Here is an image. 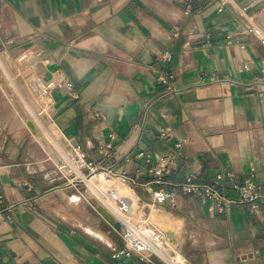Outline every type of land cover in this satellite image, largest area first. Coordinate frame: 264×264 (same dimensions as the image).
<instances>
[{
    "label": "crops",
    "instance_id": "1",
    "mask_svg": "<svg viewBox=\"0 0 264 264\" xmlns=\"http://www.w3.org/2000/svg\"><path fill=\"white\" fill-rule=\"evenodd\" d=\"M219 6L218 0H0V57L15 71L13 88L0 61L2 84L12 92L0 79V221L6 206L15 211L12 221L0 223V264H147L114 255L122 247L119 229L89 200L86 165L112 166L109 175L127 183L153 218L144 156L154 163L176 151V142L182 143L177 165L163 177L176 204L156 207L171 253L184 264H264V202L258 215L248 205L217 212L177 186L200 167L198 181L220 178V189L234 196L253 168L264 188V45L249 35L240 38L243 51L224 47L246 22L240 13L264 34V0ZM163 51L171 53L168 62L157 58ZM246 58L250 68L238 71ZM12 60H23L25 74ZM34 75L50 88L52 128L48 140L37 133L41 145L28 141V127L36 131L31 107L8 98Z\"/></svg>",
    "mask_w": 264,
    "mask_h": 264
},
{
    "label": "built area",
    "instance_id": "2",
    "mask_svg": "<svg viewBox=\"0 0 264 264\" xmlns=\"http://www.w3.org/2000/svg\"><path fill=\"white\" fill-rule=\"evenodd\" d=\"M220 2L219 9L225 2L230 0H218ZM245 7L241 10L245 11ZM246 22L238 33L229 34L224 42V47H229L233 44L238 45L240 50L245 49V43L240 40L241 36L252 35L254 39L258 40L264 45V34L259 26L251 23L244 14L240 13ZM254 19L250 16V20ZM175 34V33H174ZM157 58L163 62H168L171 59L169 51H163ZM251 60H246L236 66L238 71H243L250 68ZM163 82L167 78L160 76ZM33 85L38 94L49 95L50 88L47 82L39 77L33 80ZM67 86H71L69 83ZM170 90V86H167ZM160 137L162 139L170 138V129L168 126L160 128ZM180 142L175 143L176 151H168L163 154L156 162H152L149 154L145 155V161L148 165L147 173L151 179L148 183H143L144 188L150 192L148 202L156 207L163 206L166 202L170 205L176 204V196L174 193L168 191L163 187V177L167 175L176 165L177 158L180 154ZM76 155H74L75 162L81 160L82 156L77 154V147L73 148ZM143 154L137 153L136 156L140 157ZM72 164L77 167L72 161ZM86 167L92 171L87 176L86 182H89L91 175L96 169L91 162H88ZM96 171H103L107 174L113 173L112 166L102 165ZM200 167L191 170L184 178L183 181L177 184L178 188L183 194L195 195L201 199L202 202L208 203V208L217 212H224L231 209L233 205H248L249 211L252 214L258 215L260 213L259 205L264 202V188L255 179L254 169L251 168L248 176L244 179L243 183L236 186V194L231 196L225 191L221 190L222 183L217 179L212 184L202 183L198 181ZM158 185V188L152 189L150 186ZM93 191L99 195L100 203L104 205L114 216L115 220L119 223V233L122 239V247L115 252V256H135L147 264H179L172 258V248L167 243L166 235L160 226L155 223L149 214V207L139 202H130L126 197L119 195L118 191L112 187L106 186L102 190L93 185ZM148 209V211H146ZM15 215L14 206L8 205L3 210V220L12 221ZM0 221V223H1ZM170 250V251H169ZM184 264V263H181Z\"/></svg>",
    "mask_w": 264,
    "mask_h": 264
},
{
    "label": "rangeland",
    "instance_id": "3",
    "mask_svg": "<svg viewBox=\"0 0 264 264\" xmlns=\"http://www.w3.org/2000/svg\"><path fill=\"white\" fill-rule=\"evenodd\" d=\"M7 57L5 56H2L0 57V61L4 64V67L6 70L7 67L6 66H10L8 64H6V60ZM8 60V59H7ZM23 60H12V63L13 65L15 66L17 72L19 74H25L24 71L22 69H20V63L25 65V63H22ZM11 67V66H10ZM13 69V68H12ZM13 74H14V70L11 71ZM7 73L6 72V76L9 80V82L11 83V86H13V79L12 77L14 78L13 75H11L12 73ZM2 79H4L3 75L0 74ZM18 78V77H17ZM16 78V80H17ZM36 78V75L34 76H28V77H25V84H23V87L20 89V92H17V90L15 89V91L13 92V95H10L8 98L9 99H15V100H18V101H21L23 102L25 105H29V107H31V113H30V118L34 121L35 125H36V131H32L29 127H28V136H29V139L28 141L31 143V144H37V145H41V143L38 141L40 139V136H43V140H48L46 139V136L45 135V132L49 130V128H52V124L50 122V117L48 115V107H47V102H48V95H42V94H38L34 85H33V80ZM4 81L6 82V80L4 79ZM18 82V81H17ZM20 83V82H18ZM14 88V86H13ZM7 91L10 90L9 87L8 89H6ZM19 103V102H18ZM21 104V103H20ZM42 114L46 115L48 117V120L44 122V120L41 118ZM40 118V119H38ZM37 133H39L40 136L37 135ZM45 136V137H44ZM51 137H54L56 138L55 140L58 142V139H57V136H56V132L53 130V132H51ZM38 138V139H37ZM48 142V141H47ZM49 143V142H48ZM62 146L65 145L64 142H62L61 144ZM53 154H54V157L55 158H60L59 155H58V152L54 149V151H52ZM65 152V151H64ZM68 155V154H67ZM72 158V157H71ZM61 163V162H60ZM77 165L80 164V162H75ZM73 167H67V170H73L72 169ZM96 171H94L93 173L95 174ZM97 173V172H96ZM117 180V179H116ZM112 181V180H111ZM111 182L109 183L108 186L111 187ZM101 187L103 186H98L97 188L100 189ZM113 188V186H112ZM116 189V188H114ZM118 191V189H117ZM119 195L123 196V194H121V192H118ZM92 196V195H91ZM93 200L97 201V203H100L98 202V200L96 199V195L93 193V197H91ZM138 201V200H137ZM132 203H136L135 201H130ZM154 207V205H152ZM156 208V207H155ZM167 218V216H166ZM152 220H154L162 230L164 231H168L163 225L162 223L159 221L158 218L154 217V218H151ZM169 235L167 234L166 235V240H167V243L170 244V238L168 237ZM170 251V250H169ZM179 256V257H178ZM174 257V258H173ZM172 258L176 261V262H179L181 264V256L177 253H172Z\"/></svg>",
    "mask_w": 264,
    "mask_h": 264
},
{
    "label": "bare ground",
    "instance_id": "4",
    "mask_svg": "<svg viewBox=\"0 0 264 264\" xmlns=\"http://www.w3.org/2000/svg\"><path fill=\"white\" fill-rule=\"evenodd\" d=\"M7 62H6V64H8V65H10V62L7 60V59H5ZM12 65V64H11ZM10 65V66H11ZM8 67V66H6L7 67V72H11L13 69V67L11 66V67ZM12 73V72H11ZM13 74V73H12ZM13 76H14V74H13ZM0 79H1V86L5 89V91L8 93V94H12V92H10V91H7L6 90V88H5V84H6V82L4 81V79H2V77H1V75H0ZM14 81H15V83L19 86V84L17 83V81L18 82H20L21 83V81H20V79L19 78H17V81H16V79H14ZM2 83H4V85L2 84ZM16 104V103H15ZM16 107H18V109H19V112L22 114V116L24 117V118H26V119H28V117H27V112H26V110H25V108L23 107V106H21V104H19V103H17V105H16ZM112 180V181H111ZM89 181H90V183H92L93 185H95L96 187H98V186H103V187H101L100 188V190H102L104 187H106V186H108L109 185V183L111 182V187L113 186V188H116V190L118 189V192H121V194H123L124 195V197H126L129 201H135V202H137V195H136V193L133 191V189H131L128 185H127V183H125L124 181H121V180H119V179H117L116 180V178H114V177H112V176H110L109 174H107V173H105V172H97V173H95L93 176H92V178H90L89 179ZM110 187V186H109ZM95 195H96V199H98L99 200V202L101 201V199H100V197H99V195H97L95 192H93ZM92 201L93 202H97V201H95V200H93L92 199ZM107 209V208H106ZM157 208H155L154 207V209L152 210V213H153V218L154 217H156V214L158 213V210H156ZM108 210V209H107ZM109 211V210H108ZM107 211V212H108ZM106 212V211H105ZM106 212V213H107ZM110 212V211H109ZM107 213V217H108V220L110 221V222H112V220H113V216H112V214H111V212L110 213ZM179 257V256H178ZM174 258V257H173ZM180 264V263H179Z\"/></svg>",
    "mask_w": 264,
    "mask_h": 264
},
{
    "label": "water",
    "instance_id": "5",
    "mask_svg": "<svg viewBox=\"0 0 264 264\" xmlns=\"http://www.w3.org/2000/svg\"><path fill=\"white\" fill-rule=\"evenodd\" d=\"M89 200L93 203V205L96 207V209L103 215V217L109 222V223H111V224H113L116 228H118L119 229V223H118V221H116L115 220V218H114V216H113V220H112V222H110L109 220H108V217H107V213L109 212L107 209H106V207L104 206V205H102L101 203H97V202H93L92 201V198H89ZM107 213H106V212ZM110 213V212H109Z\"/></svg>",
    "mask_w": 264,
    "mask_h": 264
}]
</instances>
